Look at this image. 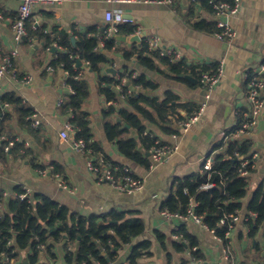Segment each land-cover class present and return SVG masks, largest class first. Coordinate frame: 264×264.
<instances>
[{
  "label": "crops",
  "instance_id": "1",
  "mask_svg": "<svg viewBox=\"0 0 264 264\" xmlns=\"http://www.w3.org/2000/svg\"><path fill=\"white\" fill-rule=\"evenodd\" d=\"M241 1L239 14L229 18L236 36L231 43H227L217 39L214 34L217 32V17L213 10L189 0H175L172 6L134 2L109 4L102 0L39 3L34 7L27 25L28 36L17 42L12 25L18 16L19 2L0 0V63L13 50L19 53L14 61V69L2 81L3 95L19 97L24 110L37 113L41 120V125L34 128L31 115L28 116L29 124L15 104L5 102L8 108L4 110L2 104L0 106L1 132L16 140L7 152L5 142L0 146V213L7 210L11 197H15L23 187H29L33 197L37 194L47 195L60 206L84 217L114 210L140 218L146 225V232L135 238L133 244L148 240L152 242V248L139 264H192L191 256L198 260L196 264H264V229L252 234L251 229L240 222L235 225L230 239L218 240L210 229L192 219L170 221L160 214V205L167 200L176 179L200 174L208 159L213 163L218 156L231 158L230 141L244 140L235 137L242 121V112L248 105L243 73L247 70L253 72L264 62V0ZM192 7L194 11L190 12ZM107 9L121 10L127 18L133 19V23L129 24L134 25L136 30L137 27L141 28L140 35L143 37L139 41H130L131 34L118 35L128 39H116L113 50L107 53L109 61L102 65L100 73L90 70L89 65L85 64L86 60H78V65H73L76 71L73 77L77 79L75 77L81 71L77 80L87 82L89 86L90 96L85 100L83 110L89 114L92 138L101 144L112 162L128 166L143 180V189L133 194L116 191L109 184L98 182L86 168L87 158L75 152L59 137L67 112L62 108L64 105L58 107L57 103L64 99L65 104L72 96L68 89V79L72 74L63 63L57 64L55 59L59 54H69L72 59H78L73 57L70 46H76L84 34L91 36L93 33L97 37L98 33L104 31V13ZM198 22L212 25L215 29H198ZM151 35L159 36L163 46L179 51L181 61L187 64L184 72L175 76L159 59L155 70L142 63L140 55H148L145 38ZM46 37L50 39L49 45L46 44ZM122 49L134 50L135 54L126 57ZM221 60H224L221 82L212 92L202 117L186 133L180 134L177 127L179 115L192 114L205 99L206 89L200 79L204 73L212 72L207 69L201 74L200 68L215 71ZM26 76L32 78L29 85L21 83ZM139 76H145L158 87L144 90L132 85L131 81ZM122 78L126 81L122 86L123 94L117 87ZM112 81H115L112 89L118 93L116 102L108 100L102 91ZM168 92L173 93L176 100L172 105L163 107L164 113L148 106L147 115L140 114L139 118L145 126L143 136L121 117L122 110H132L125 95L141 93L152 101L162 103ZM111 107L116 112L107 115ZM4 113L9 116L7 119L3 118ZM115 124H119L117 128L122 132L128 129L123 137L141 141L139 150L149 161L150 148L147 150L144 135L159 136L169 141L171 133L178 132V150L151 171L128 160L118 145L108 139L107 127ZM246 139H250L252 144L247 156L256 155V158L248 175L247 195L241 200L245 206L244 212L252 194L260 186L264 187V110L253 134ZM17 144L21 145L18 153L12 150ZM27 149L32 153H26ZM1 152L6 155L2 156ZM55 175L63 179L68 189L59 186ZM177 225H183L189 237L184 232L176 233ZM158 233L163 235L164 245H161ZM180 243L186 246L181 249L178 246ZM67 246L69 250L76 247L68 245L67 241L58 242L53 248L55 259L44 253L40 263L73 264L66 262ZM194 249L198 256L193 255ZM130 250L132 246L118 250L117 260L120 258V261L113 264H126Z\"/></svg>",
  "mask_w": 264,
  "mask_h": 264
},
{
  "label": "trees",
  "instance_id": "2",
  "mask_svg": "<svg viewBox=\"0 0 264 264\" xmlns=\"http://www.w3.org/2000/svg\"><path fill=\"white\" fill-rule=\"evenodd\" d=\"M201 4L208 6L205 2ZM191 11H194L193 7L190 9ZM196 28L202 30L215 29L212 25H205L203 22H198ZM216 28L215 30L218 31L217 26ZM135 30L134 25L124 24L120 27L119 35H129L134 33ZM103 32L97 35L100 36ZM92 34L91 36L89 34L82 35L76 46H70L73 57H78V59H72L69 54H59L55 59L57 64L63 63L65 68L70 70L72 75L69 77L68 82L75 91L74 95L66 101L62 108L67 114L69 112L74 114L72 123L79 130L77 136L88 143L93 155L102 156L109 160L117 168L116 175H122L121 166L112 162L101 144L92 138L89 114L83 110L84 102L90 96L89 86L87 82L73 77L76 73L73 65L77 66L78 60L81 62L89 61L90 70L96 73H100L102 65L109 61L107 53L113 50L116 39L107 40L105 47L99 48V38ZM46 44H50L48 37H46ZM122 50L126 57L135 54L134 50ZM147 54V56L140 55V58L142 63L152 70L157 69V59L165 63L175 76L184 72L183 68L187 66L181 60L171 62L167 58L160 57L154 51L148 50ZM207 69L212 72L211 74L216 71L202 67L200 68L201 74ZM193 70L195 72V69ZM131 82L132 85L144 90H152L158 87L152 81L147 80L145 76H139ZM114 84L115 81L109 82L108 85L103 87L102 91L108 100L116 102L118 101V93L112 89ZM125 96L132 110H122L121 117L137 129L141 136L144 134L145 126L139 118L140 114L147 115L148 106L156 107L159 112L164 113L163 107L172 105L173 101L176 100V96L171 92L167 93L166 99L162 103L156 100L152 101L141 93ZM5 102L15 104L17 107L15 108L27 117L26 122L30 124L28 116L31 115V112L24 110L19 97L14 94L3 95L0 98V106ZM115 112L116 110L111 107L106 114L111 115ZM8 117L7 113L3 114L4 119ZM181 117L182 115H179L178 119ZM117 126L119 124L107 127L108 139L118 145L120 152L128 160L148 169L150 161L139 150L141 141L123 137V133L128 132V129L122 132ZM144 136L147 139L148 150L152 146L154 138L150 135ZM230 142L232 143L229 147L232 154L231 158L224 159L218 156L214 159L210 170L176 179L167 200L160 205V211L168 210L182 215H187L188 210L191 209L194 214L202 218L203 224L210 230H214L215 234L222 240H227L225 235L228 226L221 225L220 222L226 215L244 210L245 206L241 203V200L246 197L249 185V177L241 176L239 173L243 159H237L236 154L246 157L252 147L251 140L235 139ZM20 148L21 145L17 144L12 150L18 153ZM25 152L32 153L28 149ZM1 155L6 154L1 152ZM36 167L43 168L38 165ZM248 170L251 172L250 167H248ZM206 185L211 186L206 187ZM194 204L196 205L194 206ZM246 208V212L252 211L257 214L256 218L250 217L248 221L244 222L251 229V233H257L260 229H264V187L260 186L252 194ZM145 232L146 225L144 221L136 216L132 217L130 214L113 210L102 215L84 217L70 211L65 206H60L47 195L37 194L31 202L26 199L11 197L7 210L0 213V264H4V262L16 264L22 256L29 264H45L40 263L42 255L45 253L51 259H55L53 248L56 243L61 241H67L68 245L76 246L73 250H69L67 246L65 256L67 263L113 264L117 260L118 250L125 246H132L126 264H139L143 257L149 255L152 242L144 240L133 244V240ZM175 232L180 234L184 232L189 237L183 225ZM157 236L161 245H164L163 235L158 233ZM178 246L182 249L186 245L180 243ZM193 255H199L196 249L193 250ZM168 258L170 259V256Z\"/></svg>",
  "mask_w": 264,
  "mask_h": 264
},
{
  "label": "built area",
  "instance_id": "3",
  "mask_svg": "<svg viewBox=\"0 0 264 264\" xmlns=\"http://www.w3.org/2000/svg\"><path fill=\"white\" fill-rule=\"evenodd\" d=\"M66 0H18L19 9L18 16L13 22L12 29L14 33V38L17 42L22 41L28 36V28L27 25L32 18L34 7L39 4H61ZM109 4L116 2H125V3H143V4H157V5H168L172 6L175 0H102ZM191 2L201 4L203 2L207 3L210 9L213 10L214 14L217 17V27L218 31L215 34L216 38L221 41H226L227 43H231L236 36V31L234 27L231 25L229 18L236 17L241 9L242 1L234 0L233 2H229L227 0H189ZM222 17L226 19L223 20ZM104 18L106 22V28L102 35L98 36L99 38V48H104L106 45V41L109 39H116V36L119 35L120 27L124 24L133 23V19L127 18L125 14L121 10L117 9H107L104 13ZM142 33V29L137 27L135 33L131 34V36H139ZM145 43L147 49L149 51H154L159 54L160 57H164L169 59L171 62H178L181 60V55L179 51L173 47H165L162 45L161 38L157 35H151L145 38ZM19 56L17 50H13L11 55L5 56L0 63V98L3 96L2 89V81L8 75V73L14 69V61ZM85 64L90 65L89 61H85ZM115 67V65H114ZM224 72V60L219 61L217 70L213 74L204 73L201 76L200 82L204 89H206L205 99L200 107L193 112L192 114H185L180 119L177 120V127L179 129V133H186L193 125L199 122L202 117L209 100L211 99L212 92L214 89L220 84L221 78ZM69 76V74L66 72ZM82 72L79 71L77 75V79L80 78ZM76 76V75H75ZM243 77L247 86L248 95L247 108L242 112V121L235 132L236 138L246 139L251 134H253L254 129L258 125L259 118L261 113L264 110V62L259 66V68L253 70H247L243 73ZM32 78L30 76H26L21 80L23 85H29L31 83ZM20 82V81H19ZM125 79H121V83L117 85L118 90L121 94H123V85L125 83ZM68 89L71 95H74L75 91L71 84H68ZM58 107H62L64 105V99L58 100ZM8 104H2V109H7ZM66 120L63 123L62 130L60 131L59 137L62 141L68 143L71 148L80 154H83L86 159V168L88 172L93 174L95 179L100 183H107L112 186L116 191L133 194L135 192L141 191L144 187L143 180L128 166H121V174L116 175L117 168L111 164L109 160L102 156H95L92 153V150L88 147V143L77 136L78 129L72 123L74 118L73 113H68L66 115ZM1 117V115H0ZM31 125L34 128H38L41 125V120L38 117L37 113H33L30 116ZM0 127V146L2 142H5V151H9L16 143V140H12L6 135H3ZM179 133H172L170 135V140L165 141L159 136H153L154 142L150 147V166L149 170H154L159 164L166 162L177 150H178V138ZM238 156H240L238 154ZM256 158V155L246 156L238 159L242 160V165L239 170L241 176L247 177L249 175V170L254 167L253 160ZM212 167L211 159H208L203 165L200 173L204 171L210 170ZM55 178L58 180L59 186L68 189L67 185L63 181L61 177L55 175ZM211 185H206V187H210ZM15 198L26 199L29 202L32 201L33 191L29 187H23L22 191L15 195ZM196 204H194L195 206ZM160 214L167 220L172 221H187L192 219L197 224L202 225L204 228L209 229L202 222V218L196 214H194L191 209L188 210L187 215H182L178 213H172L168 210H162ZM250 217H257V214L252 211L248 212H237L235 214L226 215L221 220V225H227L228 231L226 232V239H230L232 231L236 224L240 222L248 221ZM179 226H175V230L177 231ZM212 233L215 234L214 230H211ZM218 240H222V238L217 237ZM191 256V255H190ZM22 258L19 259L16 264L22 263ZM192 264H196L198 262L197 259L191 256ZM15 264V263H14Z\"/></svg>",
  "mask_w": 264,
  "mask_h": 264
},
{
  "label": "water",
  "instance_id": "4",
  "mask_svg": "<svg viewBox=\"0 0 264 264\" xmlns=\"http://www.w3.org/2000/svg\"><path fill=\"white\" fill-rule=\"evenodd\" d=\"M224 20V19H223ZM143 36H141V35H139V36H132V37H130L129 38V40L130 41H139V40H141V38H142ZM116 39L117 40H120V41H126L128 38H126V37H123V36H116ZM4 264H7L6 262H4ZM21 264H29L28 263V261L26 260V259H24L23 261H22V263Z\"/></svg>",
  "mask_w": 264,
  "mask_h": 264
},
{
  "label": "rangeland",
  "instance_id": "5",
  "mask_svg": "<svg viewBox=\"0 0 264 264\" xmlns=\"http://www.w3.org/2000/svg\"><path fill=\"white\" fill-rule=\"evenodd\" d=\"M244 199V198H243ZM120 261V258L116 261V262H119Z\"/></svg>",
  "mask_w": 264,
  "mask_h": 264
}]
</instances>
